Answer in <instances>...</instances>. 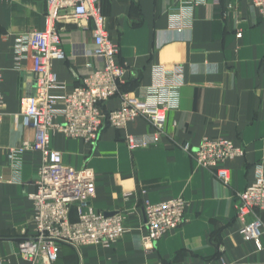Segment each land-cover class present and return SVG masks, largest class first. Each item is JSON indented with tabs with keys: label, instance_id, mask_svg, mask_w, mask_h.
Returning <instances> with one entry per match:
<instances>
[{
	"label": "crops",
	"instance_id": "0c3cea01",
	"mask_svg": "<svg viewBox=\"0 0 264 264\" xmlns=\"http://www.w3.org/2000/svg\"><path fill=\"white\" fill-rule=\"evenodd\" d=\"M99 1L124 69L120 92L141 106L153 68L162 66L167 80L180 84L179 107L167 112L159 143L148 148L126 146L128 137L154 132L142 117L122 130L106 124L95 145L52 135L50 147L64 165L93 171L96 195L87 205L99 213L124 212L127 228L108 247L60 244L53 264H264V228L257 248L241 236L236 219L238 194L258 172L264 174V20L249 0ZM229 3L233 9L224 16ZM45 13L44 0H0V264H47L42 258L25 261L18 247L34 234L28 194L35 190L40 155L25 151L17 166L9 160L11 149L34 138L23 126L20 104L34 78L31 53L17 60L14 45L16 38L43 30ZM56 27L64 58L52 62L57 86L50 95L61 109L62 98L103 61L91 54L90 20H62ZM119 106L114 97L102 109ZM203 138H225L244 149L243 157L223 164L228 184L182 150ZM172 198L185 201L184 222L148 249L142 241L143 204ZM259 216L264 227V214ZM76 218L72 209L70 219Z\"/></svg>",
	"mask_w": 264,
	"mask_h": 264
},
{
	"label": "built area",
	"instance_id": "2783aa9c",
	"mask_svg": "<svg viewBox=\"0 0 264 264\" xmlns=\"http://www.w3.org/2000/svg\"><path fill=\"white\" fill-rule=\"evenodd\" d=\"M44 1L46 13L43 30L16 38L14 45L17 60L24 58L28 51L31 53L34 78L31 91L21 98L20 104L23 126L34 131V138L32 142L24 141L20 147L11 149L9 160L17 166L25 151L40 155L41 165L35 190L28 194L33 202L34 234L23 238L18 247L25 261L35 263L42 258L47 264H53L60 244L74 249L82 246L108 247L115 244L127 232V228L124 212L118 211L107 216L93 211L87 205L96 195L94 173L89 168L77 170L64 165L61 154L50 147L52 135L59 133L66 138L95 145L106 124L115 130H122L142 117L151 124L154 132L128 137L127 148L133 151L157 145L163 134L167 112L179 107L180 84L167 80L164 67H154L153 82L141 95L142 105L133 104L128 94L120 92L124 69L118 64L117 46L108 35L100 1ZM249 3L264 20V0H249ZM232 9L233 3H229L224 16ZM62 20L92 22L91 54L101 59L103 65L85 76L79 86L66 94L62 98V108L58 109L57 99L50 95V90L57 86L52 62L64 58L56 27ZM1 83L0 71V126L4 111ZM114 97L120 98L119 108L105 113L102 105ZM57 115L62 118L61 121L55 120ZM182 150L192 157L198 167L212 171L223 184L229 183V173L223 164L244 155L243 148L225 138H203L196 147L186 143ZM238 199L236 219L241 223L239 233L260 248L264 228L259 216L264 214L262 172H258L253 182L238 194ZM185 208L186 203L182 198L155 204L145 202L142 208V241L145 247L151 249L156 241L179 228L184 222ZM72 209L76 212L75 221L70 219ZM249 217L252 220L247 221Z\"/></svg>",
	"mask_w": 264,
	"mask_h": 264
},
{
	"label": "water",
	"instance_id": "95a60500",
	"mask_svg": "<svg viewBox=\"0 0 264 264\" xmlns=\"http://www.w3.org/2000/svg\"><path fill=\"white\" fill-rule=\"evenodd\" d=\"M105 215L109 216V215H111V214H110V213H106Z\"/></svg>",
	"mask_w": 264,
	"mask_h": 264
}]
</instances>
